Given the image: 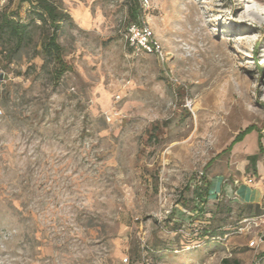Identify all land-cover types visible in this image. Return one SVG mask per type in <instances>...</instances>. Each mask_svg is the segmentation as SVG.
<instances>
[{"label": "rangeland", "instance_id": "1", "mask_svg": "<svg viewBox=\"0 0 264 264\" xmlns=\"http://www.w3.org/2000/svg\"><path fill=\"white\" fill-rule=\"evenodd\" d=\"M53 1L72 16L59 85L40 21L13 61L0 46V264H264V210L201 191L222 172L240 197L236 147L260 143L229 147L250 125L264 142V0ZM132 8L165 61L127 42Z\"/></svg>", "mask_w": 264, "mask_h": 264}, {"label": "trees", "instance_id": "2", "mask_svg": "<svg viewBox=\"0 0 264 264\" xmlns=\"http://www.w3.org/2000/svg\"><path fill=\"white\" fill-rule=\"evenodd\" d=\"M25 1L30 3L28 21L17 19L15 18V14L8 13L7 11L0 13V46L6 50V57L9 59V62L13 61L22 49L30 43L32 25L40 21L42 25L47 26L51 31L42 42L41 54L46 63L50 62L54 64L51 80L54 84L59 85L65 74L73 70L72 64L65 58V49L59 40L61 31L66 23L72 19V16L53 0H23V2ZM130 16L132 21H136L139 17L138 11L132 8ZM254 130H256L255 125H250L242 130L235 137L229 149L237 142L242 141L248 133ZM261 139L259 136L260 150L263 152L264 148ZM248 159L250 165L256 167L259 155H250ZM198 184H201V182ZM208 184L209 182L201 190L204 194L208 193ZM202 192H197V195H202ZM194 193H196V187ZM212 237L215 239L217 235H212ZM263 258L264 253H260L258 259ZM222 264H241V262L238 259L224 258ZM251 264H258V262L254 261Z\"/></svg>", "mask_w": 264, "mask_h": 264}, {"label": "crops", "instance_id": "3", "mask_svg": "<svg viewBox=\"0 0 264 264\" xmlns=\"http://www.w3.org/2000/svg\"><path fill=\"white\" fill-rule=\"evenodd\" d=\"M249 137H254L256 141L259 140V135L255 131L247 135L245 140ZM244 151H245V155L247 156V160H245L243 169L240 170L241 175L243 176V178L252 177L251 175L254 174L252 169H255L257 173L256 181L251 184H243L242 190L239 191L240 193L239 194L240 197H239L237 194L232 193V190L234 189L236 191L239 185L227 182L228 176L226 173L216 172L209 178L210 181L208 184L209 185L208 193H205L202 199L208 201L214 200L216 202V201H221L226 196L230 198H236L240 202H243L244 204L253 208L250 210H252L254 213H250V214L256 215L257 217H261L264 210V151L260 152V150L253 149L252 147L248 149L247 146H244L243 148L236 147L237 154L242 153ZM254 154L259 155V159L257 161L256 167L250 165L248 159L250 155H254ZM214 175L220 176L222 180V182H220V184L217 185L218 187L217 188L215 187L218 193H216V191L213 190L215 186V183H213ZM261 251H262L261 253H264V242L261 244Z\"/></svg>", "mask_w": 264, "mask_h": 264}, {"label": "built area", "instance_id": "4", "mask_svg": "<svg viewBox=\"0 0 264 264\" xmlns=\"http://www.w3.org/2000/svg\"><path fill=\"white\" fill-rule=\"evenodd\" d=\"M148 0H141V4L146 6ZM124 36L127 42L137 50H141L148 54L156 55L161 61L167 59V53L162 42L158 39L154 30L152 29L150 23L146 18L139 17L136 21L130 22L125 30ZM191 102L188 106L191 108ZM247 182L249 184L254 182L253 177H248ZM239 180H236V184L239 185ZM264 242V234H261L254 240L250 242V246L257 248ZM143 248L145 249L147 244L143 243ZM147 248H149L147 246ZM125 263H130V257L126 256L124 258Z\"/></svg>", "mask_w": 264, "mask_h": 264}]
</instances>
